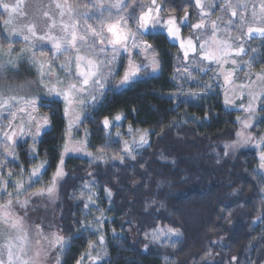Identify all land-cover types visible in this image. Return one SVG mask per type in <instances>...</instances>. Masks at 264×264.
<instances>
[{
  "label": "trees",
  "instance_id": "trees-1",
  "mask_svg": "<svg viewBox=\"0 0 264 264\" xmlns=\"http://www.w3.org/2000/svg\"><path fill=\"white\" fill-rule=\"evenodd\" d=\"M147 2L151 0H126L135 15ZM250 2L261 9L257 0ZM67 3L76 10L75 20L79 19V6L90 4L87 0ZM157 3L163 5L162 21L170 15L179 20L185 12L191 19L197 12L195 0ZM108 16L98 14L105 23ZM6 18L7 12L2 10L0 48L18 56L23 42L5 34ZM188 22L182 25V34L193 29ZM240 30L239 35H244V28ZM142 38L159 54L160 68H145L141 76L122 87L114 83L116 77L109 79L102 92H95V103L89 98L81 108L82 122L70 126L63 100L41 97V103L50 106L38 107L37 115L48 117L50 123L41 130L34 156L29 151L33 147L30 135L17 140L11 149L14 155L1 156L0 204L9 200L8 194L15 193L21 180L24 188L11 197L13 201L40 187L42 180V186L47 185L62 162L66 175L58 184L54 217L67 244L63 249L55 247L56 264H264V168L260 160L264 99L255 100L251 117L254 144L230 150L227 144L237 139L241 118L250 117L244 107L252 103L251 95L226 103L229 83L216 63L194 60L195 54L186 60L180 46L159 26ZM245 47V54L233 58H252L251 66L240 63L233 80L264 74V37H245ZM66 54L55 58L47 54L53 73L63 81L70 77L61 68ZM16 61L28 63L22 57ZM233 67L231 62L225 65L229 71ZM189 73L194 79H189ZM22 81L27 82L19 78L17 83ZM207 84L211 87L205 88ZM117 116L121 119L116 120ZM105 117L111 122L107 129L101 124ZM68 131L73 139L85 143L91 157L62 156ZM142 134L148 143L141 146ZM134 141L137 147L129 156L123 150ZM42 163L39 176L29 179ZM91 188L99 195L92 197ZM105 189L111 191V198ZM102 215L104 219L98 223L95 218ZM159 228L179 229L180 235L168 242L153 240L151 233Z\"/></svg>",
  "mask_w": 264,
  "mask_h": 264
},
{
  "label": "snow or ice",
  "instance_id": "snow-or-ice-1",
  "mask_svg": "<svg viewBox=\"0 0 264 264\" xmlns=\"http://www.w3.org/2000/svg\"><path fill=\"white\" fill-rule=\"evenodd\" d=\"M195 4L198 9H200V21L192 25L194 30H200L205 28V17L208 15L204 11L207 5L206 3L202 2V0H195ZM55 7L60 9V16H61V23L59 25L61 35L56 36L52 35V29L57 27L56 21L53 17H50L47 12L44 13L45 17H48L52 20V23L48 25V32L44 35H38L36 26L34 24H28L26 26L27 34L23 35V40L27 43L31 44L32 49L34 50L36 47L39 46L38 41H47L51 44V53L52 58L57 57L62 52H69L71 50H75V66H76V80L79 83L70 82L67 84V87H62L64 84L63 81L57 79L55 84L51 86L49 84L44 83L45 79L48 77V73L44 71V65L36 59L35 53L33 51V55L31 57V63L38 64L41 71H40V84L43 88H46L49 95H56L61 96L66 104L69 106H78L80 108H84L89 103V100L86 98H82L79 100L78 105L76 104L77 97H88L90 94V88L93 90L90 96V100L92 103H95L97 100V96L95 95L96 91L102 92L105 83L110 79L113 73L116 71L113 65L116 63L117 59L120 57L121 50L123 52L132 55L131 49H140L141 45L145 51H152V45L148 44L146 41H142L141 43H136L137 33L144 34L150 28H156L157 26L161 27L162 29L166 30V34L168 37L178 40L180 43V49L183 52L185 59L187 60L190 53L197 52V43L199 41V52L201 54L202 60L211 61L218 65L219 69L221 70V74H224V80L226 83L232 81L236 69L240 65V61L234 59L233 57H239L242 54H245L246 47H245V37H250L253 33L259 34L261 37H264V27H249L247 33L244 35H237L235 37L230 35L231 28L230 26L233 25L234 21L229 19L225 23V29L222 30L220 28L219 18L217 21H212V35L210 37H205L201 39L200 37H196L195 39L192 36H189L187 39L183 38L180 35L181 27L187 21L189 13L185 12V15L179 20L175 16H169L166 20L163 21L161 24L162 17L160 15L163 5L157 3V0H151V5L147 7V10L140 11L139 15H135L134 12L129 11V6L126 3V0H114L108 6L109 9V16L107 20L109 22L105 23L104 18H101L99 27H95L92 24L87 23L88 13H81L79 14L81 17L85 18L84 26L81 27L79 19L77 20H69V22L64 23L63 17L65 15H76V10L73 9L68 3L67 0H64L63 3H56ZM94 7H99L101 9L104 8V5H98ZM234 7H246V5L242 2H239L237 5H233L231 0H226V3L222 6V10L233 8ZM0 8H3L6 11H9V19L5 21L6 24L12 23V13H17L20 11V5L16 4L12 7L9 6L8 3H3L0 0ZM116 10V15L113 17L111 10ZM123 13V14H121ZM261 13H264V0H261ZM232 16H237V12L235 10L232 11ZM253 19H256V12L253 9L252 13ZM241 22V27L248 23L244 16L239 17ZM133 21L135 24V30L129 26V21ZM264 23V20L261 21ZM226 33L227 38H221L220 33ZM20 32L17 31L15 27L12 28V35H19ZM11 37H9L10 39ZM131 42V44H130ZM79 45V47H78ZM238 45V46H237ZM111 50V55H108V50ZM87 51V55H81L82 51ZM11 51V49L9 50ZM29 49H23L22 52H27ZM255 51V49H253ZM103 56V59L100 57ZM18 57L17 59H20ZM147 59V57H146ZM72 62V57H69L65 64H61V68H65L66 71H69L68 65ZM231 62L234 66L231 71L225 69V65ZM245 66L250 67L252 63V58L247 61L242 62ZM13 61L9 60L7 64H0V115L3 112L7 111L11 114L13 121L16 118L17 113L11 112L12 106L23 104V107L18 109L20 114L25 113L28 109H31L32 112H36L37 108L40 106H50L43 105L41 103V97L39 93L35 95V97L31 99H25L24 97L15 96V95H7L5 96V91H14L17 86L11 85L6 83L3 79V72L9 66L12 65ZM151 65L152 70L156 71L160 68L161 59L158 53L153 52L151 57ZM141 67H148V65H136L135 71H127L125 72L122 80L120 83L126 84L133 77L137 76L140 73ZM48 68H51V63L48 64ZM108 69V75H103L104 69ZM205 69L201 68L200 71H204ZM185 71L187 72L188 69L186 68ZM251 76V73H249ZM189 79H194L191 77L189 73ZM258 79L264 82V74H258ZM254 83L251 80L249 84ZM23 88L24 86H19ZM211 84L205 85V88H210ZM241 89L248 87V85H239ZM188 95H200L199 93H188ZM250 95L252 100H260L264 99V92L257 93L255 89L250 88ZM226 103H231L230 100L225 101ZM243 107V106H242ZM249 116L254 118V113L256 108L250 102L249 106L245 109ZM67 115V109L66 113ZM84 118H88L84 115ZM116 120H120L121 117H115ZM77 120L81 121L80 117H77ZM36 123V131L35 133L31 132V127L33 123ZM50 121L48 117H44L42 123L36 122L35 117H31V119L27 122V127L29 129L28 132H25L24 124L22 123L20 126V130L17 133L14 124L9 123L7 125L8 131H4L0 133V141L6 143L8 147L5 149V153L7 155H14L11 149L14 147L16 139L22 138L25 135H30L33 140V147L30 148V155H35L38 149L35 147L36 143L38 142V138L41 135V130L46 128L49 125ZM104 128H109L111 122L107 117L101 122ZM251 123H247L244 125L245 128L251 127ZM11 132V134H9ZM110 135V134H109ZM145 134H142L139 139V145L147 144L148 141L144 138ZM239 137V133L237 134ZM250 140V138H246V141ZM264 143V140H262ZM137 147V142L134 141L131 146H126L124 148V152L131 156L132 151ZM227 154V153H226ZM90 155V154H89ZM134 159L135 157L132 156ZM261 160V168H264V153L260 156ZM62 163V162H61ZM44 167L42 163L39 167L34 168L31 176L38 177L41 169ZM2 171V169H0ZM12 173H9L11 176ZM66 173H64L61 168H58L50 185L46 188L41 190L36 195H44L47 194L49 197H52L56 192V185L59 180H61ZM87 187V185L85 186ZM24 188V182L21 180L17 183L15 193H9V200L4 203L0 204V223L6 225L14 235L5 243L0 246V264H38L39 259L42 256L47 255V251L50 248L59 247L63 249L67 241L59 235V233H51L50 238L45 237L46 243H41L37 241L38 250L33 255L31 253V249L29 247V238L28 232L23 226V218L16 215L15 212L12 211L14 207V202L11 199L12 196H18ZM109 198H111L112 193L109 189H105ZM91 200V197L89 198ZM15 204H19L21 208H27L28 201H15ZM89 205L86 203L85 208ZM104 219L103 215L100 217H96L95 220L100 223ZM82 227H87L82 223ZM40 226H37L38 234L40 236H44V233L41 232ZM148 234L146 233V236ZM153 238H157L158 235H168L171 236H178L180 235L179 229L169 228L167 232H164L160 229H154L151 233ZM104 238L103 236L100 237L99 242L103 244ZM92 247V245H90ZM6 251L7 259L4 258L3 253ZM96 259H99L97 257ZM233 260H237L236 257H233ZM59 264V261L57 262ZM77 264H80L78 261Z\"/></svg>",
  "mask_w": 264,
  "mask_h": 264
},
{
  "label": "rangeland",
  "instance_id": "rangeland-1",
  "mask_svg": "<svg viewBox=\"0 0 264 264\" xmlns=\"http://www.w3.org/2000/svg\"><path fill=\"white\" fill-rule=\"evenodd\" d=\"M3 3H8L10 7L19 4L20 5V11L17 13H12V23L11 24H5V34L10 38V40H21L23 42V49H29L27 52H20L21 54L18 56H12L9 55V52L7 50H2L0 48V64H7L9 60L13 61L12 65H9L3 72L2 76L3 79L6 81V83L15 85L17 88L14 91H5L4 95H15V96H20L24 97L25 99H31L35 97L37 93H39L40 97L42 96H52V97H58L63 100L61 96H56V95H49L48 91L46 88H43L40 84V67L38 64H33L31 63V57L33 55V51L35 53V57L37 60H39L43 65H44V71L48 73V77L45 79L44 83L49 84L50 86L52 84H55L56 80L58 77L53 73L52 67L49 69L48 68V61L51 62V58L47 56V54L51 53V44L47 41H38L39 46L36 47L34 50L32 49L31 44L27 43L26 41L23 40V35L27 34L26 31V26L28 24H34L36 26V30L38 35H44L45 33L48 32V25L52 23V20L49 19L48 17L44 16V13L47 12L50 17H53L56 21L57 27L52 29L51 34L59 36L61 35L60 31V23H61V16H60V9H57L55 7L56 3H63L64 0H2ZM88 3H83V7L79 6V14L87 12L89 15L86 18L88 24H92L95 27H99L100 19L98 17V14L101 12V14L104 16L105 13L109 15V9L108 6L114 2V0H87ZM202 2L206 3L207 5H210L208 7H205L204 11L208 13V15L205 17V28H202L200 30H194L191 29L189 33L182 34L180 32V35L187 39L189 36H192L194 39L196 37H200L201 39L205 37H210L212 35V21H217L219 18V23H220V28L222 30L225 29V23L229 20L232 19L234 21L233 25L230 26L231 32L230 35L235 37L240 34L241 28H244V32L247 33V30L249 27H263L264 23L261 21L264 20V13H261V9H255L252 6V3L250 0H239V2H242L246 5V7H234L233 8H228L222 10V6L226 3V0H202ZM150 3V4H149ZM147 2L143 4L142 9L147 10V7L151 5V2ZM231 3L235 6L238 3V0H231ZM261 1L257 0V4H260ZM104 5V8L101 9L99 7H94L98 5ZM141 9V10H142ZM253 9H255L256 12V19H253L252 13ZM4 10L3 8H0V12ZM235 10L237 12V16L233 17L232 16V11ZM6 11V10H4ZM116 11L115 9H112L111 12ZM7 12V18L6 21L9 19V11ZM78 14L79 21L81 24V27L84 26L85 23V18L81 17ZM123 14V13H121ZM161 15V14H160ZM244 16L245 19L248 21V23L244 24L242 27L241 22L239 17ZM138 16V15H137ZM169 16H165V20ZM75 20L73 16L65 15L63 17V22L67 23L69 20ZM200 9L197 8V12L194 14L193 18L188 17V23L193 25L195 23H198L200 21ZM164 21V20H163ZM161 20V23H163ZM226 21V22H225ZM225 22V23H224ZM189 25L191 28L192 26ZM129 26L135 30V24L133 21H129ZM15 27L18 32H20L19 35H12V28ZM234 28H239L235 30ZM154 29V28H153ZM149 30H152L150 28ZM166 32V30H165ZM218 35H221V38L226 39L227 34L222 32ZM251 36H259V34L253 33ZM171 41L177 43L180 46V43L178 40H174L170 37H168ZM142 41H145L142 38V34L137 33V39L136 43H141ZM197 43V52L194 53L197 57L194 58V60L201 58V54L199 52V41H196ZM131 44V42H130ZM238 46V45H237ZM79 47V45H78ZM247 48V47H246ZM22 49V50H23ZM69 52H73L70 53ZM68 54L64 55V60L62 64H65L66 61L68 60L69 57H72V62L70 65H68V74H69V80H61L64 82L62 87H67V84L70 82H75L79 83L76 80V66H75V55L76 52L75 50L69 51ZM132 55H129L128 53L123 52L121 50L120 57L117 59L116 63L113 65L115 68V72L113 75L110 77L115 78L116 77V82H114L118 87L125 86L126 84H121L120 81L122 80L125 72L127 71H135L136 70V65H148V67H141V70L145 68H149L152 70V65H151V57L153 52H155L153 49L152 51H145L143 49V46L141 45L140 49H131ZM52 54V53H51ZM81 55H87V51H82L80 53ZM193 53H190L189 55H192ZM108 55H111V50H108ZM18 57H22L28 60V63L21 64L19 61H16ZM147 57V59H146ZM104 57L101 56L100 59H103ZM207 63H211V61H206ZM246 61V60H243ZM242 60H240L241 64H243ZM65 62V63H64ZM48 68V69H47ZM187 68V67H186ZM31 69V70H29ZM31 75V80L29 79L30 73ZM24 75V76H23ZM103 75L107 76L108 75V69H104ZM34 76V77H33ZM141 76L140 73L133 77L132 79H136L137 77ZM245 76V75H243ZM33 77V78H32ZM19 78H26L27 82H18ZM252 81L254 83L249 84V81ZM30 81V82H29ZM32 81V82H31ZM131 81V80H130ZM129 81V82H130ZM128 82V83H129ZM23 85V88H20L19 86ZM239 85H248V87H245L241 89ZM250 88L255 89V91L258 93L264 92V82H262L260 79H258V74L255 75L254 78L252 79H246V80H233L229 82L228 86V92L226 95L227 100L233 101L236 98H240L243 94H249L250 96ZM92 89L90 88V94L88 97H77L76 98V104L78 105L79 100L82 98L89 99L92 93ZM252 98V97H251ZM252 101V99H250ZM64 102V100H63ZM253 106L255 107V100L252 101ZM65 106V113L67 109V115L66 119L67 122L70 126L74 125L77 123V117L81 118L82 115V110L78 106H69L64 102ZM23 107V104L19 105H13L11 112L17 113L15 120L13 121L12 116L9 112L5 111L0 115V133L4 131H8L7 125L11 122L14 124V127L17 131V133L20 130V126L23 123L25 132H28L29 129L27 127V122L31 119V117H35V121L42 123L43 119L37 115V110L36 112H32L31 109H28L25 113L20 114L18 112V109ZM247 106L245 105L244 109H246ZM251 117L247 118H241L240 120V129L238 133L240 134L239 137L237 135V139L232 142L228 143L227 147L230 150H235L239 147L243 146H249L254 144V135L250 133L249 127L245 128L244 125L247 123H252ZM34 129V132L36 131V123L34 122L32 124V131ZM11 134V132H9ZM26 136V135H25ZM25 136L22 138L18 139H24ZM246 138H250V140L246 141ZM16 139V142L17 140ZM15 142V143H16ZM8 147V145L2 141H0V158L5 154V149ZM67 154H74V155H80V156H87L91 157V153L86 149L85 143L82 140H76L73 139L72 137V132L68 131L66 134V142L64 145V148L62 150V156H65ZM90 154V155H89ZM262 154V153H261ZM260 154V156H261ZM61 168V170L64 172L62 164L60 163L57 167ZM57 169L53 172L52 176L50 177L47 185L42 186V181H41V186L36 187L35 190L29 191V193L24 196L20 197L19 201H28L27 208H21L19 204H15L14 202V207L12 209L13 212L16 213V215L20 216L23 218V226L28 232V238H29V247L31 249V253L34 255L35 252L38 250V244L37 241H40L41 243H46L45 237L50 238L51 233H59V229L56 225L55 222V210H54V203L56 201V195H57V189H58V184L61 180L57 182L56 185V192L52 197H49L47 194L44 195H36V193H39L41 190L46 189L49 185L50 182L52 181ZM40 183V182H39ZM89 194L93 197H96L98 194L97 190L95 188H91L89 191ZM16 200V201H17ZM37 226H40V231L44 233V236H40L38 234ZM160 229V228H159ZM160 230H163L164 232H167V228H161ZM14 235V233L11 232V230L6 226L0 223V246H2L6 240L10 239ZM60 235V234H59ZM173 238V236L169 237L168 235H158L157 238H153V240L159 241V242H168ZM54 248H50L47 251L46 256H42L39 259L38 264H56L55 257H54ZM4 258L7 259V253L6 251L3 253Z\"/></svg>",
  "mask_w": 264,
  "mask_h": 264
}]
</instances>
